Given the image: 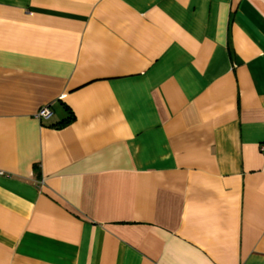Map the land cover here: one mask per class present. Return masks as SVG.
<instances>
[{"label": "crops", "instance_id": "1", "mask_svg": "<svg viewBox=\"0 0 264 264\" xmlns=\"http://www.w3.org/2000/svg\"><path fill=\"white\" fill-rule=\"evenodd\" d=\"M262 146L264 0H0V264H264Z\"/></svg>", "mask_w": 264, "mask_h": 264}, {"label": "built area", "instance_id": "2", "mask_svg": "<svg viewBox=\"0 0 264 264\" xmlns=\"http://www.w3.org/2000/svg\"><path fill=\"white\" fill-rule=\"evenodd\" d=\"M52 116V110L49 106L41 107L35 114L38 119H48ZM262 152H264V146L261 147Z\"/></svg>", "mask_w": 264, "mask_h": 264}, {"label": "trees", "instance_id": "3", "mask_svg": "<svg viewBox=\"0 0 264 264\" xmlns=\"http://www.w3.org/2000/svg\"><path fill=\"white\" fill-rule=\"evenodd\" d=\"M71 118H72V117H70L69 120H71ZM69 120H68V121H69ZM68 121H66V122H68Z\"/></svg>", "mask_w": 264, "mask_h": 264}]
</instances>
